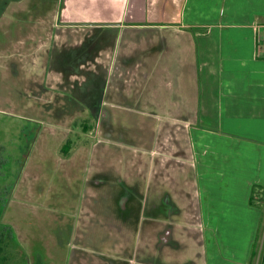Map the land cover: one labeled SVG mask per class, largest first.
<instances>
[{"label": "crops", "instance_id": "1", "mask_svg": "<svg viewBox=\"0 0 264 264\" xmlns=\"http://www.w3.org/2000/svg\"><path fill=\"white\" fill-rule=\"evenodd\" d=\"M14 24L20 32L28 24L33 33L58 32L60 41L67 33L70 48L73 32H113L101 48L118 52L97 57L95 73L102 81L126 73L128 91L112 97L109 114L132 111L152 128L144 129L151 138L143 159L136 163L133 149L122 161L142 172L119 177L118 187L127 186L132 197L139 190L144 212L169 202L182 212L171 219L176 227L168 234H152L157 218H147L142 231L134 216L112 210L97 218L89 225L94 233L84 237L98 248L101 264H250L252 243L247 249L219 244L221 236L210 228L221 220L230 194L258 222L263 213L250 200L253 187L264 185V0H11L0 26ZM51 38L35 47L55 49ZM82 74L67 75L69 81L90 79ZM139 137L143 143L145 136ZM107 191L100 184L92 189L96 198ZM117 192L111 193L116 205ZM111 246L108 260L104 247Z\"/></svg>", "mask_w": 264, "mask_h": 264}, {"label": "rangeland", "instance_id": "2", "mask_svg": "<svg viewBox=\"0 0 264 264\" xmlns=\"http://www.w3.org/2000/svg\"><path fill=\"white\" fill-rule=\"evenodd\" d=\"M8 1L0 0V8ZM23 27L25 31L20 32L15 24L0 26V199L2 192H10L17 183L12 201L4 202L7 208L0 216V264H101L98 248L84 236L94 233L89 225L111 215L112 210L121 217H136L140 231L147 227V218H157V222L151 221L152 234L172 232L176 226L170 221L182 212L175 203L144 212L139 190L132 197L127 186L118 187L119 177L129 180V172L134 176L136 171L142 172L123 162L133 149L136 163L143 159L141 154L149 149L151 138L150 133H144L152 128L138 122L132 111L115 117L109 114L112 97L126 96L128 91L126 73L120 80L103 81L97 80L95 73L97 57L105 51H112L108 55L118 52L101 48V41L112 40L113 32L104 36L98 30L73 32L69 40L75 47L70 48L67 33L60 41L58 32L33 33L29 24ZM53 35L55 49L52 45L35 47L34 42L40 44L48 37L51 40ZM122 63L126 65L127 60ZM122 63L117 64L126 67ZM109 66L114 68V64ZM83 71H87L89 80L69 81L68 73L85 76ZM148 113L143 116L149 121ZM31 119L41 125L39 142L34 145L30 144L34 132ZM80 122L90 126L88 132L82 131ZM27 132L29 136H25ZM141 134L145 136L143 143ZM68 139L73 145L70 156L65 157L61 147ZM22 160L25 165L21 171ZM95 184L106 188L107 193L96 198L92 193ZM114 190H118V205L111 194ZM95 199L99 205L96 208ZM132 199L133 203L128 202ZM224 205L221 220L210 228L221 236L219 244H243L242 248L247 249L252 243L251 250L256 253L253 264H262L264 206L258 222L255 213L234 194L226 197ZM161 218L169 224L160 226ZM240 235L244 239L239 240ZM104 249V258L111 260L112 246Z\"/></svg>", "mask_w": 264, "mask_h": 264}, {"label": "trees", "instance_id": "3", "mask_svg": "<svg viewBox=\"0 0 264 264\" xmlns=\"http://www.w3.org/2000/svg\"><path fill=\"white\" fill-rule=\"evenodd\" d=\"M8 2L0 8V15L6 9ZM78 125H80L82 131L84 132H88L90 129V126L86 125L84 122H80ZM72 145H73V141L71 139H68L61 147L62 155H64L65 157L70 156ZM250 203L252 206H256L259 208H262L264 206V185H255L253 187ZM255 257H256V253L255 251H252L251 258H250V264L254 263ZM263 259H264V255L262 256V260Z\"/></svg>", "mask_w": 264, "mask_h": 264}, {"label": "flooded vegetation", "instance_id": "4", "mask_svg": "<svg viewBox=\"0 0 264 264\" xmlns=\"http://www.w3.org/2000/svg\"><path fill=\"white\" fill-rule=\"evenodd\" d=\"M30 124L32 125V129L34 130V132H31V137H30V143L31 145L36 144V141L39 137V133H40V129H41V125L38 121L31 119ZM25 136H29L30 132L24 133ZM29 156V155H28ZM25 160V159H24ZM24 160H22V166H21V171L24 168L25 163L23 162ZM21 175V174H20ZM20 175L18 176V180L20 178ZM17 185V183H16ZM16 185L12 188V190L9 192V189H7L6 192H4L5 194H3L2 192V199H0V216L2 217L3 213L5 212L7 206L5 207L6 204H9L12 201V195L13 192L16 189ZM4 202H6V204H4ZM2 219V218H1ZM0 219V221H1Z\"/></svg>", "mask_w": 264, "mask_h": 264}]
</instances>
